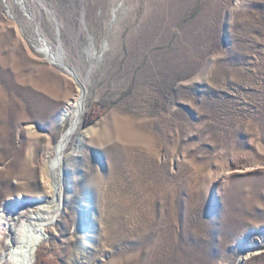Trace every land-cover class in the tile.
Masks as SVG:
<instances>
[{"label": "rangeland", "instance_id": "rangeland-1", "mask_svg": "<svg viewBox=\"0 0 264 264\" xmlns=\"http://www.w3.org/2000/svg\"><path fill=\"white\" fill-rule=\"evenodd\" d=\"M29 202L37 264H264V0H0V214Z\"/></svg>", "mask_w": 264, "mask_h": 264}, {"label": "bare ground", "instance_id": "bare-ground-1", "mask_svg": "<svg viewBox=\"0 0 264 264\" xmlns=\"http://www.w3.org/2000/svg\"><path fill=\"white\" fill-rule=\"evenodd\" d=\"M51 60H54L51 58ZM82 87V85L80 84ZM79 86V87H80ZM82 96L75 102L70 104L71 108H75L77 112V119L74 121L72 127L67 131L64 138L70 137V134L77 128L80 121L82 104L85 96V92L83 91ZM65 141L58 146L57 157L54 159V162L60 164L62 151L64 150ZM54 166V165H53ZM54 195H56V191L54 190ZM27 204V205H26ZM23 204L19 209H10L3 210L0 214V264H37L38 261V253L41 249V241L42 234L35 236L31 241L25 242L21 241V236L24 235L25 229L16 230V222L18 220L25 218L24 211H33L39 207L35 204L32 205L31 202ZM26 209V210H25ZM32 219V218H30ZM44 231H47L46 225L43 227ZM42 230V229H41ZM23 239V237H22ZM7 240V242L5 241Z\"/></svg>", "mask_w": 264, "mask_h": 264}]
</instances>
